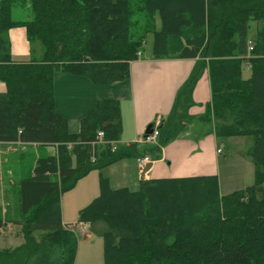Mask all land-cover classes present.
Segmentation results:
<instances>
[{
  "label": "trees",
  "instance_id": "obj_1",
  "mask_svg": "<svg viewBox=\"0 0 264 264\" xmlns=\"http://www.w3.org/2000/svg\"><path fill=\"white\" fill-rule=\"evenodd\" d=\"M15 8L26 19H14ZM16 26L30 45L39 44L29 61L11 57L7 34ZM147 43L152 59L195 60L158 143L120 142L117 100L93 101L71 133L54 108V73L114 84L130 78ZM206 73L210 99L194 116L192 92ZM0 81V143L27 148L17 157L19 219H7V210L0 218V230L19 225L23 242L0 248V264H74L79 234L62 223L60 195L120 160L160 159L162 148L195 122L210 123L218 140L253 138L251 185L220 194L216 174H197L141 179L131 191L101 178L78 221L102 237L104 264H264V0H0ZM33 146L37 154L32 149L25 167ZM50 146L53 153L41 152Z\"/></svg>",
  "mask_w": 264,
  "mask_h": 264
},
{
  "label": "crops",
  "instance_id": "obj_2",
  "mask_svg": "<svg viewBox=\"0 0 264 264\" xmlns=\"http://www.w3.org/2000/svg\"><path fill=\"white\" fill-rule=\"evenodd\" d=\"M7 35L10 41V52L13 60L29 61L33 56L38 55L39 47L36 50H32L26 38L24 27H13L8 30ZM194 62V59L187 58L152 59L149 51H144L142 57L132 63L130 78L114 84H95L85 76L55 72L53 75L54 108L57 113L66 118L69 131L71 133H77L80 129V120L89 112L93 101L117 100L120 102L123 124L120 142H132L135 138L144 134L155 115L162 114L166 116L172 109L177 91L188 78ZM5 98L6 85L0 81V101ZM192 99L194 105L189 108L188 113L199 116L198 114L204 110V104L210 99L207 73L195 85L192 92ZM247 137L251 142L253 141L251 136ZM19 145L21 146L19 143H0V148L7 149V147L12 146L11 150L16 152L14 148L18 146L17 153L19 150L25 151L26 147L21 146L23 147L22 149ZM32 149L35 152L38 151L35 146ZM218 149H221L220 143L212 133L199 144H183L182 140L175 139L162 148L160 159L151 160L148 158L142 162L133 159V162L130 164L129 175L131 176L136 170L141 176V179L178 177L165 176L163 174L165 162L168 158H173L174 163H183L184 168L182 170L188 168L204 170L188 175H217L215 159ZM47 150L49 153L55 151L52 146L48 147ZM186 150H195L198 155L181 161L180 158L183 157L182 154ZM190 158L192 159L190 160ZM5 162L6 160H3V157H1L0 191L3 192V196L6 194L2 188L4 175L3 165ZM149 162L151 164L147 168ZM143 172L144 175H142ZM71 221L73 220L64 221L62 219V223H70Z\"/></svg>",
  "mask_w": 264,
  "mask_h": 264
},
{
  "label": "rangeland",
  "instance_id": "obj_3",
  "mask_svg": "<svg viewBox=\"0 0 264 264\" xmlns=\"http://www.w3.org/2000/svg\"><path fill=\"white\" fill-rule=\"evenodd\" d=\"M28 14L31 15V11L28 9ZM25 10L15 8L13 11V18L18 20H24ZM256 24L252 23L249 28V36L253 37L256 31ZM32 50H36L39 46L38 43L30 45ZM150 44L147 43L144 51H149ZM244 78L250 76L249 68L244 66L242 70ZM201 114V113H200ZM198 114V115H200ZM212 126L210 123L195 122L190 126V130L181 135L178 139L182 140L183 144L195 143L199 144L202 140L211 133ZM220 153H217L215 159V167L218 177L220 194H226L230 191L251 185L253 182V163L250 156L247 154L248 150L253 144L247 136H233L219 138ZM143 145V144H141ZM20 146V145H19ZM12 147V146H11ZM11 147L7 149L0 148V158L6 160L4 163V175L2 188L5 190V196L0 191V218H5V210H7L6 218L9 220L19 219V205L17 197V181L22 175L20 167L22 166L18 162V154L16 146L15 151L11 150ZM21 147V146H20ZM23 149V147H21ZM27 148H25V151ZM29 153L26 156L27 160L35 158L32 154V148L29 147ZM20 151V150H19ZM48 152L46 148H42L41 152ZM17 153V154H16ZM31 153V154H30ZM162 153V152H161ZM34 154L35 153L34 151ZM181 161L187 160L191 156L198 155L195 150H186ZM192 158H190L191 160ZM133 159H124L120 162L114 163L110 166L103 168L102 170L91 171L88 175L78 180L75 187L60 195V210L61 218L64 221L73 220L72 223L78 221V212L81 208L89 204L99 194V180L106 178L109 185L112 188L127 187L131 191H135L140 186L141 176L135 170L130 176V164ZM183 163H174L173 158H168L165 162V169L163 174L165 176H178L199 173L204 170L200 169H185ZM249 169V171H248ZM84 235H78V244L74 264H104V250L103 239L97 235H94L90 229L85 230ZM23 242L22 235L19 233V225L11 224L7 228L0 230V248H12Z\"/></svg>",
  "mask_w": 264,
  "mask_h": 264
},
{
  "label": "built area",
  "instance_id": "obj_4",
  "mask_svg": "<svg viewBox=\"0 0 264 264\" xmlns=\"http://www.w3.org/2000/svg\"><path fill=\"white\" fill-rule=\"evenodd\" d=\"M249 50H252V45L251 42H249ZM165 116L162 114H157L154 116V119L150 123V132H144L143 135L135 138L132 142L141 145V144H157V136L159 132V126L163 122ZM97 137L99 140L102 139L103 133L102 131L97 132ZM220 151V150H218ZM148 158L141 159L140 161L142 162L143 160H146ZM90 227L89 223L87 222H82V221H77L75 223H67L66 228L76 235H84L83 233H86L85 230H88Z\"/></svg>",
  "mask_w": 264,
  "mask_h": 264
},
{
  "label": "water",
  "instance_id": "obj_5",
  "mask_svg": "<svg viewBox=\"0 0 264 264\" xmlns=\"http://www.w3.org/2000/svg\"><path fill=\"white\" fill-rule=\"evenodd\" d=\"M145 131H146V132H150V124L147 126V128H146ZM150 164H151V163L149 162L147 168L150 167ZM146 170H147V169H146ZM146 170H145V171H146ZM145 171H144V172H145ZM144 172H143L142 175H144Z\"/></svg>",
  "mask_w": 264,
  "mask_h": 264
}]
</instances>
